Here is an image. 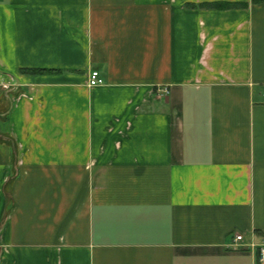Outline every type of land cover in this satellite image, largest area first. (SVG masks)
<instances>
[{
	"label": "crops",
	"instance_id": "obj_1",
	"mask_svg": "<svg viewBox=\"0 0 264 264\" xmlns=\"http://www.w3.org/2000/svg\"><path fill=\"white\" fill-rule=\"evenodd\" d=\"M263 92L264 0H0V264H259Z\"/></svg>",
	"mask_w": 264,
	"mask_h": 264
},
{
	"label": "built area",
	"instance_id": "obj_2",
	"mask_svg": "<svg viewBox=\"0 0 264 264\" xmlns=\"http://www.w3.org/2000/svg\"><path fill=\"white\" fill-rule=\"evenodd\" d=\"M104 83H105V79L101 76V74L98 70H93L90 73L89 84L91 86L101 85ZM165 93H168L167 89L165 90ZM262 96L264 99V92L262 93ZM243 239H244V237L242 235H237L235 243L243 241ZM258 262H259V264H264V243L259 245V247H258Z\"/></svg>",
	"mask_w": 264,
	"mask_h": 264
},
{
	"label": "trees",
	"instance_id": "obj_3",
	"mask_svg": "<svg viewBox=\"0 0 264 264\" xmlns=\"http://www.w3.org/2000/svg\"><path fill=\"white\" fill-rule=\"evenodd\" d=\"M238 5H233V4H216V5H209L208 7H210V8H224V9H226V8H234V7H237ZM27 71V70H26ZM29 72H39V71H37V70H30Z\"/></svg>",
	"mask_w": 264,
	"mask_h": 264
}]
</instances>
